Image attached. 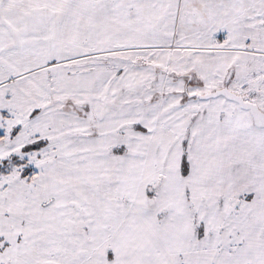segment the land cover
<instances>
[{"label": "snow or ice", "instance_id": "snow-or-ice-1", "mask_svg": "<svg viewBox=\"0 0 264 264\" xmlns=\"http://www.w3.org/2000/svg\"><path fill=\"white\" fill-rule=\"evenodd\" d=\"M0 264H264V0H0Z\"/></svg>", "mask_w": 264, "mask_h": 264}]
</instances>
